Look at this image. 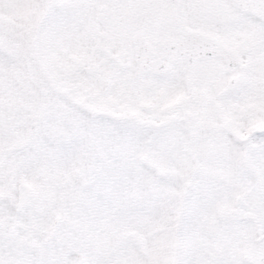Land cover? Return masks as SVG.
Masks as SVG:
<instances>
[{"label":"snow or ice","instance_id":"6c2138e0","mask_svg":"<svg viewBox=\"0 0 264 264\" xmlns=\"http://www.w3.org/2000/svg\"><path fill=\"white\" fill-rule=\"evenodd\" d=\"M0 264H264V0H0Z\"/></svg>","mask_w":264,"mask_h":264}]
</instances>
